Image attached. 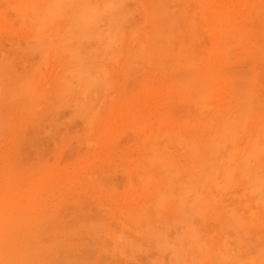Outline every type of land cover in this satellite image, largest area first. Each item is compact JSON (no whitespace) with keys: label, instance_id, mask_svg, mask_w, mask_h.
Instances as JSON below:
<instances>
[{"label":"rangeland","instance_id":"374dc122","mask_svg":"<svg viewBox=\"0 0 264 264\" xmlns=\"http://www.w3.org/2000/svg\"><path fill=\"white\" fill-rule=\"evenodd\" d=\"M9 1H11L12 3L11 2L9 3ZM30 1L29 0H6L5 2L4 0H0V69H1L0 73L2 74V76H0V78H2L0 79V82L3 79L5 80L4 83L2 81L0 84L2 83L7 84V85H2V87L5 86L4 92H6L7 90L9 91L8 94L7 92L4 93L1 90L0 92L4 98L7 96L5 100L10 98V100H8L9 103L8 101L5 102L1 94L0 96L3 98L5 102L4 104L7 105V106L6 105L4 106L5 109L3 110V112L7 111L5 112L6 114L4 115V116H7L5 118H9L10 117L9 115H11V117L9 118L10 121L8 119L9 123L7 122L8 124H10V126L8 125L7 127L6 125V127L4 128L2 127L3 126L2 125L1 130H0L1 131L0 132V181L2 182L5 180L4 182H2L3 184L0 182V185H1L0 194L5 195L6 192L7 194H13V193L23 194L27 191L29 192V190L31 192L33 191V193H35L38 196V199L35 201L34 206L37 207V210L40 209L39 214L40 212L41 214L40 215L37 214L38 218H36V216H34L33 218H30L29 215L21 216L19 221L23 222L24 224H28L30 221L32 223L37 221V224L39 225V222L40 223L44 222L43 216L46 217L47 215L46 213L48 212L49 215L48 217H46V219L48 218L49 220L45 219L46 222L44 223L47 224L48 226V221H50V225H57L56 227L54 226V228H59L60 230L52 229L53 227L49 225L50 228L52 227L51 232L45 233L46 231H49V230L48 228L46 229L47 226L44 223H43L44 225L43 226L41 225L40 228L39 226L34 229L29 228L30 230H28L24 234V237H27L28 235V238L30 239L33 238V240L35 241H37L36 239H38L37 241L38 244L37 242L34 241L35 243L33 242V245H36V246L31 247L33 249V252L35 251L36 254L34 255L35 252L32 254V252H30L31 248L26 247V242L22 240L23 242L20 246L17 247L18 249L15 248L11 250L14 255L15 263L13 264H16V263L17 264H49L53 261L52 256L53 257L55 256L56 258V260L54 259L53 264H55V261H58L59 259H62V260L59 262H56L57 264H179V260L182 259L181 258L182 255L180 256L181 253L184 255L182 256L183 259L180 261V264H191V262H189L190 259L192 260V263L194 261L193 264H224L222 263V261L224 262L226 259L231 258V257L233 258V259L231 258L232 259L231 261L236 260L235 263L233 261V264H236V262L238 261H241L242 264H244L243 262H245V264H262V263L264 264V258H263V255H264L263 253L264 252V206H263L264 190H262V188H264L263 184L259 185L261 186V189H258V187H255L254 184L252 185V183L250 186V183L248 185V183L243 181V179L240 180L241 178L239 179V175L236 172L235 174L233 173L234 176L236 177L232 175L233 181L235 180L233 182L234 184L232 183L230 184V182H232L231 180L232 177L230 176V178L228 179L229 181L228 183V181H226L227 178H225V176L222 177L223 172L221 173L220 172L221 170L219 169H218L219 170L218 174H216L217 173L216 169H215V172L213 170H211V172L209 171L211 175H208L209 178L206 181L208 183H206L205 180H202L205 178L204 175H206V171H205L206 168H201L199 169L200 172L198 171L201 174V172L204 170L203 175L201 174V176L203 177L202 179L200 175L196 174L197 169H189V170L194 171V172L190 171L189 173L191 174L196 172L195 173L196 177H194L195 175H192V176L189 175L185 171V173L189 175V177L187 178L185 173L181 169L179 171L176 170L177 171L176 172V171H173L171 168H169V170L167 168L166 169L167 171L165 174L164 172L165 169H163L164 167L162 168L161 167L162 165L161 164L159 165V163L157 166H155V168L153 167L154 165L152 166L151 164H148V163L145 165L142 163L143 160L145 163L150 159V157H153L152 156L153 153L150 150L152 144L157 145V147L160 146L158 148L153 146L152 151L154 148L156 150L160 148L163 150L162 147H165L169 153L165 154L166 153L165 149L163 151L159 150L163 153L165 152L164 155L162 154V156H166V155L168 156L169 154L174 153L177 162L183 161L182 160L183 158L182 159L180 158V157H183L181 156L182 154H180L179 152L180 148H179V151H177L179 147L176 141L177 138H174L176 143L173 140V137L174 136L176 137L175 134H177V136L178 135L179 136L181 135L190 136L191 135L193 136L192 138L196 136L198 137L200 136V139L207 136L205 138L206 140H208V137L210 135L211 136L215 135V133L213 132H215V129H216L215 125H217V123L215 122L217 120L215 121L213 120L212 123L214 122L213 123L214 125H212L210 121L208 122V120L205 119L208 122V123L206 122L207 124L211 123V127H209V125L207 124L205 125L204 118L211 117L209 113H212L211 115L213 117V114L216 115L215 112L216 113L218 112L219 114V112H225V109H227L226 107H228V109L231 107H234L235 102L233 100L234 98L233 95H234L235 90L239 88L240 85H241L240 92H243L244 95L247 94V92L246 94L244 93L247 90L249 91V95L253 93L251 94L252 96L251 98H255V96L259 94V97L256 96L255 98V99H258L259 101V104H258L259 107L257 109L256 108L254 109V106L256 107V104L258 103V101L255 99L254 100L251 99L254 102H253V105L249 106L250 108L246 107L248 105L246 106L244 105L246 107V108L243 107L244 109L249 108V112L251 111L250 109H252L254 113L251 111L252 116L250 115L251 116L250 117L249 112L247 110L248 112L247 116H249L250 118L247 117V119L242 120L243 122L239 121L240 123L242 122V125H244V123L248 121L245 123L246 127L245 125L243 127L241 126L242 127L241 130L238 128L239 127V122H238L237 124L238 127L235 129L234 134L240 137H234V136L232 137V138H235L236 142L234 140L230 142L231 138L229 139V136L225 137L224 135H221V134L220 136L221 138H223L224 136V139L226 140L228 139V142H230L229 144H231L230 146H233L232 143H234L235 146L237 145V148L240 151H241V148L242 149L244 148L242 152L243 151L245 152L243 153L242 158L240 155L242 153H238V155H240L239 158L237 156L238 159H243L241 160V163L242 161L243 162L246 161L247 163H249L248 160L250 158H253L251 159L253 161V164L257 160L258 161L261 160V163L264 162V155H262L263 154L262 152H264V150L262 151V149H264L263 148L264 146H262V144L264 143L263 142L264 141V127H263L264 126V120H263L264 119V8L262 7L264 5V0H261V2L260 0H240L241 2L238 0H162V1L161 0H139V1L130 0V2L128 0H126V2L124 0H117L119 1L120 5L119 3H116L117 1L115 0H111L113 5L110 3L111 2L110 0L109 1L103 0V3L104 1H106L105 5L102 2H100V0H98L97 2L92 1V0H89V1L87 0L89 4H87L86 1L82 0L83 2H86L87 5L84 4L86 8L80 6L83 4V2L81 4V0L79 2L78 0H76L78 3L74 2L75 0L74 1L68 0V2L63 0L64 2H66L65 4L68 3L69 5H71V3L69 2H72L73 8L72 6L70 7L72 9H75V12L73 10L69 11L70 9L69 7V9L66 10L65 14H69V13L71 14V11L73 12V14H71L70 17L68 15L69 18L65 17V15L63 14L62 15L63 20L59 19V17L61 16L62 13H64L62 11L65 10L64 9L65 6L63 5L64 7L62 6V11H60L61 6L60 7L58 6L57 4L58 2L56 0H50L52 2L54 1V3L48 0H37L34 5L37 8L40 5L39 7H41L42 10L44 8L46 9L47 7V11L49 13H50L51 8L53 9L55 8L58 11V12L56 11L57 17L52 16L55 9L50 14L47 11H45V9L43 11L39 10L40 8L38 9L39 10L38 12V10L36 11L37 8L35 9V7H33L34 5H32V7L30 6L32 4ZM32 1L34 2V0ZM45 1H46V4L47 3L49 4L46 5L44 3ZM157 1L158 2L160 1V2L158 3ZM256 1L257 2L259 1L258 2V4L260 5V6L258 5L259 10L252 8L253 3ZM94 2H96L95 5H93ZM99 2L101 3V5L98 8L97 5ZM50 3H52L55 6L51 5ZM107 3H110V4H107ZM127 3L128 5H126ZM68 4L66 5L67 8H68ZM77 4H79L78 6L81 7L80 8L81 11H82V8L83 9L85 8L84 11L86 13L83 12L82 13L84 14L83 16L82 14H79V16L75 15L78 12V10L80 11ZM44 5L46 7H44ZM117 5L120 6L119 9H117L118 8ZM248 5L250 7H247ZM17 6H21L20 10L17 9L18 8ZM57 6H58V9L56 8ZM101 6L103 7L105 6L104 8L109 7L107 9L108 11L106 9L104 11L103 7ZM114 6H116V8ZM13 7L16 9V11L15 9H13ZM91 7H93L94 10L96 8L97 11L92 10L93 8ZM161 7L162 9H160ZM28 8L31 9L30 13L33 15L30 14L29 16L27 14V11L24 10V9H27L29 13ZM100 8L103 9V10L101 9L102 12ZM167 8L169 12H168V15L166 16L167 12L165 9ZM18 10L20 11L19 14L17 12ZM40 11L43 12L41 16H39ZM123 11H125L126 13ZM162 11L163 13L164 12L166 13L162 14ZM254 11H256L257 13ZM90 12H92L93 15ZM97 12L98 14H96ZM104 12L108 14L107 15L108 18L106 16V13ZM108 12H112V13H108ZM119 12H121L120 15L122 16V18L118 14ZM151 12H153L152 14L154 15H152ZM210 12H212L213 14L211 13L212 14L211 15ZM36 13H39V14H36ZM205 13H207L206 14L207 16L205 15ZM17 14L20 16H18ZM43 14L45 16V19L47 18L46 19L47 21L49 20V18L46 17L47 14L55 18V21H53L54 23L51 22L47 26L45 25L44 29L42 30H41L42 27L40 29L38 28L39 29L38 31V29L36 28H37V25L39 24L36 25V22L38 23L40 22L39 20L43 17ZM111 14L113 16H111ZM103 15L106 17V19L105 17H100ZM150 15L151 17H149ZM218 15L220 17L222 16L224 20L226 19L225 20L226 23L230 22L229 25L230 24L232 25L233 30L238 29L237 32L241 31L240 33H242L243 31L246 39L243 38L244 40L241 43L239 42L238 45L230 43V45L227 46L230 42L228 41V38H227L228 36L226 37L223 36L227 40L224 39L223 37H220L221 38L220 39L219 37H217V35L215 36V34H217L215 29H219V26L218 28H216L217 23H214V22H217V21H215L214 20L215 18L213 17H216V16L219 17ZM28 16L32 18L34 17V18L29 19ZM38 16L39 18H37ZM76 16L78 17V19L81 16L80 17L81 21L78 20L81 23H82V20H86V21H83L84 24H81V23L78 24V25H83L82 27L81 26L77 27L74 25L73 27L75 28L72 27L71 23L77 22ZM91 16L92 18H90ZM118 16L120 17L119 19L120 22L118 20L119 18ZM165 17H169V18H165ZM19 18L22 19V22ZM25 18L27 20H30L28 21V23L31 22L32 24L29 23L30 24L29 25L27 22H25L26 20ZM43 18H42V22L44 20ZM98 18L102 21H99ZM115 18L119 22L118 24L117 22L115 24ZM111 19H114V21H112ZM168 19L170 20L168 21ZM105 20L106 21L110 20L111 22L107 21V23H105ZM127 20L130 21V24L128 25H126ZM234 20L237 23L240 22L239 25L234 23ZM51 21H52V18H51ZM122 21L123 23H126L124 24V28H126L124 29L125 32L124 30H122V27H121L122 26L121 24H123ZM191 21L194 25L192 23L191 24L189 23ZM67 22L70 23L71 26H69ZM86 22L88 23L86 24ZM100 22L105 23L104 24L105 27ZM113 22L115 25L113 24ZM163 22L165 24H162ZM194 22L195 23L198 22V23L195 24ZM45 23L47 24V22ZM97 24L99 27L96 26ZM111 24L114 25V29H113V25ZM75 25H77V23ZM130 25H133V26H130ZM160 25L163 28L165 27V29L163 30V28H160ZM168 25L172 27L171 30ZM68 26L70 27L71 30L68 28ZM191 26L192 28H190ZM236 26H239V27H236ZM65 27L70 30V32L67 33V38H66V43L68 42L67 46L69 45L68 47H70L71 45L72 46L76 45V47L78 46L80 47V44H82L81 48L76 49V47H73L74 49H72V47L70 48L67 47L68 48L67 49L65 48L66 46H64V49H62L59 46V45H62L63 40H64V37H61V36H63L64 34L66 35L67 29ZM71 27L73 28V31L75 29L77 33H78V28L81 29L79 31L80 33H78L80 35L78 36L76 32H72ZM89 27L90 28L92 27V30L89 29ZM133 27L137 29L135 30L133 29ZM82 28L84 30L86 29L88 33L86 30L84 32ZM110 28L114 31V34L117 33L116 36L118 38H120L122 34L123 36L125 35L124 37L123 36L121 37L120 41H118V45H116L117 44L116 39L118 40V38L114 40V37H113L112 39V36H115V35H113V31H110L111 30ZM240 28H243V30ZM105 29L106 30L109 29V30H107L106 32L104 31ZM99 31H103V33L101 34L103 35L101 40H100L101 35ZM117 31L119 32V34ZM128 31L130 33L131 31L132 32L134 31L135 33H132L130 36L129 35L130 33ZM58 32L60 36L57 35ZM81 32L85 33L86 35ZM147 32L149 35L147 34ZM69 33H75L76 38L73 34L72 39L70 38L68 39V37H71L70 35H72V34L69 35ZM156 34L158 35L161 34L165 36L160 35L159 37L158 35L156 36ZM193 34L194 35L197 34V36L195 35L196 38H194ZM46 35H48V37L50 36V38L52 37L53 40L56 39L54 37H58L59 41H61L62 39L61 41L62 43L61 42L59 43L57 39L56 41L54 40L55 42H53V40H50L52 42L51 44L54 43V45H52L49 48L47 44V42L49 41L46 40L47 49L45 51L44 45L46 44H44L45 43L44 40L47 38ZM81 35H82V38H81ZM90 35H93V36L91 37ZM136 35L138 36L137 39H136ZM37 36L38 37L40 36L39 39L42 38L43 36L45 38L46 36L45 39L43 38L44 40L42 39L43 47H41V43L39 45L41 48L44 49L45 52L51 51L49 54H47V57H48V58L46 57L47 60L43 59L46 55L43 56L42 52L38 54L39 52H37V50L36 51L32 50L34 49L33 47L38 46V42L35 41V39L39 40ZM96 36L100 38L98 39ZM77 37H80V38L78 39ZM128 37H130V39H128ZM154 37L156 38L158 37V38L155 39ZM89 38H91V40ZM93 38H95L96 40L94 39L93 41ZM106 38L112 39L109 41L110 45L111 44L113 46L116 45L115 48H113L112 45L110 46L112 47L111 49H114L113 51L110 49L111 52L113 53L115 51V53H113L114 55H111V52L108 51L110 48L109 43L107 45L108 40L107 42L106 40H103ZM80 39L82 40L85 39L84 42H87V43L82 42L79 44V42H81L79 41ZM252 39H254V41ZM69 40H70V43H69ZM122 40L124 41L121 42ZM150 40H152L151 41L152 43L150 42ZM77 41H78V46L75 43ZM133 41L135 44L133 43ZM165 42L167 43V45ZM96 43L97 45L100 44L99 48L96 45ZM128 43H130V46H128ZM101 44L103 47L102 50H101L102 47H100ZM105 44L107 46L104 47ZM121 44L122 45L124 44V45L121 46ZM144 44L146 48L144 47ZM219 44H222L224 46L226 45L228 48L229 47L231 48L232 51L229 50L231 53L228 54L230 59L227 58L226 55L221 56L218 53L219 54V56H217L218 60L215 58L218 62L216 61L215 63L214 62L212 63L214 65L217 63L215 65L216 68L214 65H213L214 67L212 66V68L214 69V77H211V81H210L213 83V84L211 83L210 85H211V88L213 87L212 89H214L213 90L214 94L212 95L213 97L211 96L212 100H210L211 102L209 104L211 107L209 105H206L205 107L207 111L209 109L211 110L207 112L206 115L204 114L205 117L203 119L201 118V120L199 119L200 120L199 122L197 121L198 125L195 127L197 123L195 121L198 118H196L195 120V118L192 116V112L195 113L196 115L197 112L198 114H200L203 111L197 110L198 108L195 102L193 101L191 102L190 100L189 101L185 100L186 99V97L184 96L185 93L181 89H179L178 86L176 85H175L176 87L174 86L175 81L178 79L179 76L175 75L178 72L175 73L174 75L173 73H170V71H172L173 69L171 68V65H173L174 62L176 63V61L177 63L180 62L182 60L181 58L184 55L185 56L193 55L194 59L197 58L196 61L193 59V61L196 62V63L194 62V65L199 64L200 67L199 65L198 67L195 65V67L200 69L203 67V64L205 63V61H209V59L212 58L211 59V62H212V60L214 59L213 57L214 56L216 57V54H214L215 52L213 53V56L210 54L213 52L211 51L213 48L215 49L220 46ZM166 46H167V49H166ZM53 47L55 50L53 49ZM55 47L57 49L59 48L58 49L59 51H57ZM95 47L98 49V50L96 49L98 52L100 51L99 52L100 54H98L97 52L99 56H102V55L104 56V54L107 53L105 54L104 58H105V64L107 68L109 67L108 70L110 71L108 75V83L109 81H112V83L111 82L110 83L113 84L112 85L113 89L111 88V86H108L109 84H107V86L110 87V89L106 86V88H108L109 90L105 88V94H106V99L108 103L107 105L110 104L109 103V99H110L112 102L111 103L112 106H107L105 111H102L103 118H101L99 125H97V127H95L93 130L95 132L94 133L95 135H98V133L101 135L102 130L104 134L102 133V137L99 135L100 138L99 136H97L98 138H95V140L92 137L93 135H91V137L93 138V141H96V139L97 141L95 142V144L94 142L93 143L90 142L87 145V143H84L85 142L84 138L88 139L87 136L84 137L85 124L81 118L79 119V117H76V116L74 118L73 115L75 114L73 113L75 112L74 110H72L71 103L68 102L70 97L73 99L74 97L72 96H75L76 93L71 94L72 96L71 95L64 96L63 93H61L62 91L61 85H63L61 83L63 82V79L65 82V79L68 78V76H65L67 75L66 69H69L70 64L72 63L70 62V60L68 61V57L70 55L77 54L80 52L83 53L86 51V48H89V50L87 49L86 52L92 49L91 52L89 53L93 55ZM133 47L135 50H133ZM155 47L156 48L158 47V48L156 49ZM249 47H251L252 50L254 51H252L251 48ZM37 48H39V46ZM255 48H257V50ZM48 49L50 50L48 51ZM60 49H62L61 50L62 52L60 51ZM65 49H67V51L71 49L73 53L71 54L67 52L69 54L68 55L67 53H64ZM143 49L147 50V52H145ZM104 50H105V53L103 52ZM138 50L141 52H139ZM106 51L109 52V55H108V52ZM132 51H134V53H132ZM143 51L145 52V55H143L144 54ZM177 51H179V53L180 51L182 52L180 53V55L182 54V57L179 54H176L178 53ZM191 51H192V54H191ZM257 51L260 52L258 53L259 55L258 57H257ZM55 52L56 54L61 52V54H58L59 56H57ZM119 52H123L122 53L123 55L120 54ZM158 53L161 55L162 59L160 58V55ZM41 54L43 57L40 56ZM118 54H120L119 55L120 57H117ZM133 54L135 55V57L137 54V58H132L134 57ZM249 54H250V57L248 56ZM166 55H168V58ZM106 56H107V59L109 58L111 60V61L109 60V64L107 63L108 61H106ZM145 56L149 58H145ZM209 56L211 58H209ZM114 57L115 59H119V58L120 59L117 61L113 59ZM220 57L223 59L221 60ZM131 58L133 60L135 59L136 61L134 60L133 62L132 60L131 62ZM155 58L157 60H155ZM65 59L67 62L65 61ZM215 59L213 61H215ZM183 61L185 60L183 59ZM224 61L226 63L225 66L223 64ZM256 61L257 63H255ZM144 63L145 64L148 63V64L145 65ZM161 63L163 64V66L161 65V67H158V65H160ZM219 63H220V66H218ZM141 66L142 68H140ZM223 67L225 69H223ZM181 71L182 70H180L179 72H180V75L182 76L184 72L181 73ZM215 71H216V74H215ZM109 77H110V80H109ZM175 77L177 78L175 79ZM29 81L30 82L32 81L33 83H35V86L33 83H30ZM23 82L28 83L27 85L29 86L27 89H29L30 93L24 90L25 87L23 88L19 87L21 85L19 83H23ZM239 82L241 83L239 84ZM26 83H25V86H26ZM245 83H247L248 85L252 84L251 88L246 87ZM15 84H19V85L17 86ZM12 87L15 89H13ZM56 87L59 89L61 88L58 94L56 92L57 91ZM8 88H12L13 90L8 89ZM20 88L23 91H21ZM234 88L236 89L234 90ZM252 88L256 90L254 91ZM257 89H259L258 90L259 93ZM14 90H17V91L20 90L19 92L21 93H25L26 91L28 95L25 97L20 96L21 98L20 99V98H17L19 96L17 93V97H16L17 99L11 98L10 94H12L13 96V94L15 93ZM177 90H179V92ZM12 91L14 92L12 93ZM3 93L6 95H4ZM26 93L24 95H26ZM35 93H39V94H36V97H38V95L40 94L41 95L38 98H36L32 96ZM29 94H31V96ZM249 95L247 94V96ZM15 96H16V93L14 94L13 97ZM76 96L78 97V95ZM58 97H63V102H61L62 98L61 99L59 98V100H57ZM66 97H69V98H66ZM94 97L95 96H92V98ZM64 100H66L67 102ZM256 101L257 103L255 104ZM232 102L233 104H231ZM59 103H61L62 105H66V106L59 105ZM69 106H71V110L69 109L70 108ZM208 106L209 108H207ZM216 106L219 108V110L217 109ZM108 107H110V110H107L109 109ZM255 110L256 111L260 110V111L256 112ZM190 115L192 117L189 118L188 122H186L188 116ZM195 117H199V115ZM212 117L209 119L212 120ZM191 119L193 122L190 121ZM192 123L193 124L195 123V125H193ZM184 124H185L186 129L185 128L183 129ZM203 124L205 126H203ZM261 126L263 127V131H260V129L256 130L258 129V127L262 129ZM9 127H11V129ZM105 128H106L107 133L105 132ZM206 128H207V131H205ZM213 128L215 129L213 130ZM244 128L246 131L243 130ZM171 130L172 132H170ZM242 130L244 131V133ZM178 131H182V132H178ZM240 131H242V134L239 133ZM256 131L263 132V133L255 134ZM165 132L167 135L169 134L168 135L169 137L166 138V136H164L166 135ZM179 133H181V135ZM251 133L253 134L251 135ZM170 134L174 136L171 137ZM248 134L250 135V137L252 136L251 137L252 141ZM259 134L263 138L259 137L258 136ZM170 137L172 138V140L169 139ZM257 137L263 140L261 141ZM212 138H215V137L213 136ZM247 138L250 140V141L248 140L249 142H247ZM167 139L169 141H172L173 143L169 142ZM224 139H222V141L225 142V145L229 146L228 144H226L227 142ZM89 140L91 141L92 139L90 138ZM256 140L259 141L260 143L262 142L261 144L257 146L258 149L257 147L255 148V146H253L254 144L256 145L259 143V142L257 143ZM246 142L248 144L252 142V145L250 144L247 146ZM175 145L178 147L176 148ZM230 146H229V149L235 148V147L230 148ZM251 146L255 148L254 150L256 152L255 155H254V151L253 150L251 151L249 149V147L253 148ZM259 146H262V147H259ZM238 149L236 151H238ZM225 150L224 151L222 150L223 153L225 152L227 153V151ZM231 152H233V150L230 151V153ZM249 152L252 153L254 157L251 156L252 154H249ZM260 152H261L260 154L261 156L257 157L258 153ZM148 153L151 155L149 156ZM178 153L180 154V156ZM234 153L235 151L233 152V154ZM246 153H247V156L248 155L250 156V158L244 155ZM233 154H231L232 157L228 155L229 158H231L230 162L236 159V158L234 159L233 157L237 154H234V155ZM146 156L149 159L146 158ZM170 156L173 157V154H171ZM219 156L221 157L222 155L218 154L217 157ZM177 158L178 159L180 158V159L178 160ZM145 159L146 160L148 159V160L145 161ZM223 160L226 162L224 158ZM251 160L249 161L251 162ZM239 161L240 160H238L235 163H232L233 165L231 163L229 164L228 162L227 165L234 166L235 164L237 165ZM258 161L256 163L259 164L260 162ZM256 163L254 165H256L255 167H257V170H256V172H258L257 175L260 178V180L263 181L264 172H262V169L264 168V166L262 165L263 167H261L260 165H257ZM219 168H223V167H219ZM162 171L164 172L166 176H162L163 175ZM212 171L215 173L214 174L215 176L216 175L218 176V177L216 176L217 179L214 178ZM178 173H180V175ZM168 174L170 175L167 176ZM182 175H185V178ZM179 176H181L183 180H185V182L193 177L195 179L194 178H193L194 180L191 179L192 181L189 180L188 181L189 183L187 184L183 181V183L186 184L184 185L183 183L179 181V179H181L182 181V178L181 177L179 178ZM149 177L151 178V180ZM198 177L201 180H199ZM142 178H145V179H142ZM213 178L216 181L219 179L217 182V184L219 183V185L217 187H220V185L225 183L224 187H220L219 189L215 188L216 187V185H214L216 183L215 180H214L215 183L211 182ZM221 178H222V181H221ZM223 178H225V180ZM160 179L162 180V183H160L161 182ZM197 180L200 181L201 183L200 182L198 183ZM166 181H168L169 183ZM171 182H173L176 186ZM191 182L193 183L195 182V183L193 184ZM209 182H211L213 186H209L210 184ZM226 182L228 185H230V187H227L228 185L226 184ZM10 183L13 185V189L6 190V186L10 185ZM198 184H203V185L208 184V185H206V187L202 186L203 187L202 191L199 192L201 190L200 189L201 186ZM246 185H248V187ZM191 187L193 188L195 187L196 190L197 188L200 189L199 191H197L199 192L200 195L205 194V193L207 195H210V192H212L213 190L212 194L213 195L215 194L214 195L215 201L213 200L214 197H212L213 196L212 194L210 198L212 197L211 199L214 202H212L210 198H209L210 201L207 200V198L205 199V197H203L204 195L200 197L202 198L200 199L196 190L194 189L195 191L194 190L192 191ZM207 187L208 188L212 187V190L210 188L209 193H208L209 189ZM251 187L253 188L252 190L254 191H251ZM166 188L167 190H170L171 188V191H173L174 194H179L180 192V195H179L180 197L186 191V189L184 191V188H187V191H191L192 192L191 195L195 194V196L196 195L198 196V200L196 199L197 196L196 197L194 195H192L193 197L191 195L186 196L187 197L186 199H188L189 196L192 197V198L190 197L191 199L189 198V201L187 202L190 206L194 204L191 208V210H193L191 211V213L192 215L193 213L196 214L195 216L193 215V217L189 219L190 221L189 226H187L188 223L186 224V221L183 217L189 218L191 216V213L190 215L187 214L188 216L186 214L183 215V211L180 210L181 211L180 214L183 215L182 217V215H179V213L176 212V209L177 211H179L178 208L179 206H181L179 197H177L178 198L177 200L173 199L175 200L174 203L172 202L173 200L171 201L168 200L167 202L162 203L163 205L161 204V201L159 199L163 200V197L162 196L159 197V196L160 194L163 193L162 191H164V193L167 191ZM182 188H183V191H181ZM188 188H191V189H188ZM204 188L207 190H205ZM261 190H262V193L260 192ZM196 200L197 202H195ZM177 201L179 202L178 207L176 206ZM204 204L207 207H205ZM209 204L211 205L209 206ZM199 207H201L202 209L200 208L201 209L200 210ZM202 210L203 212L205 210V212L203 213ZM226 210L228 212H226ZM222 211H224L223 213H225V215L221 213ZM146 213L147 215H144ZM197 213L200 215H197ZM53 214H56V215H53ZM51 216H54L56 220L54 219V217L51 218ZM138 216H140V218ZM39 218L41 221L38 220ZM179 218L183 219V221L180 222L181 219ZM50 219L52 220V222ZM233 221H234V224H233ZM53 222H55L56 224H53ZM236 225L237 227H235ZM241 225L242 226L244 225V226L240 228L239 226ZM44 229L46 230L44 231ZM187 233H190L189 236L191 235L192 245L190 243L191 241L188 239L189 236H186ZM35 235L37 236V238H35L36 237ZM40 236L42 237V239H40L41 238ZM184 236H186L185 238H187L186 240H189V242L188 241L185 242V239L183 238ZM59 237H61L62 240ZM52 238L53 239L56 238L57 240L55 241L53 240L52 245L48 244L49 242L51 243L50 240H52ZM175 238H177L176 240L178 239L179 240L176 241ZM180 238L184 239L183 242ZM158 239L159 241H157ZM47 240H49V242ZM197 240H200V242L203 243V245H201V243H199L200 245L197 244L196 242ZM45 241H47L46 245L48 244V246L51 245V247H53V244H54V247H56V245L59 243L57 246L61 245L62 248L60 249L59 247L55 249L54 247L51 248L47 246V248L43 247V249H41L42 246H45ZM174 241L179 246L177 244H174L173 243ZM39 242H44V244L43 243L40 244ZM195 242H196V245H195ZM183 243L184 244L187 243L185 245H188V246L184 245L182 246V249H185V247H187L186 250L188 249L187 251L189 253L194 254V255L193 254L191 255L192 258L190 257L189 253H187L186 250L184 252V250L181 249L180 245H183ZM172 244L173 246H171ZM37 245H40V246H37ZM198 246L200 248L199 250L201 251L197 249ZM33 247H35V249ZM66 247L68 248L66 249ZM164 247L169 248V249L167 250ZM192 249L193 251L190 252ZM170 250L171 251L173 250V251L171 252ZM175 250L177 253H179L178 255L177 253H175ZM173 252L175 255H173ZM225 252L227 253L225 254ZM30 255L32 257H35V260L33 258L32 260L30 258ZM57 255H59L60 258ZM224 255L226 256L231 255V256H229L226 259L225 258L221 259L222 257H225ZM260 257H262L263 259H261ZM36 258H38V260ZM45 258L46 260H44ZM29 259H30V262H29ZM50 259L51 261H49ZM176 259L178 262H176ZM39 260L40 261L43 260V262L41 261L40 263ZM229 260L230 259L225 261L226 264L230 263L228 262ZM47 261L49 262L47 263Z\"/></svg>","mask_w":264,"mask_h":264},{"label":"bare ground","instance_id":"6f19581e","mask_svg":"<svg viewBox=\"0 0 264 264\" xmlns=\"http://www.w3.org/2000/svg\"><path fill=\"white\" fill-rule=\"evenodd\" d=\"M5 2H6V0H4ZM30 1V0H29ZM37 0H34V2L31 0L30 2L32 3L30 6L32 7V5H34L35 4V2H36ZM48 1H50V0H48ZM57 2V4H58V6L60 7L61 6V10L60 11H62V6L64 5L65 6V10H63L62 12H64V13H62L61 14V18L59 17V15H58V17H59V19H62L63 20V14L65 15V17H67V18H69L70 17V15L71 14H73V12L71 11V14L69 13V14H65L66 13V10L67 9H69V7L70 6H72V8H73V3L72 2H69V3H71V5H69L68 3V8H67V4H65L66 2H68V0H65L66 2H64L63 0H56ZM71 1H74V0H71ZM80 0H78V2H79ZM84 1H86L87 2V4H89L88 3V1L87 0H84ZM92 1H98V0H92ZM107 1V0H106ZM106 1H104V3H103V0H100V2H102L104 5H105V2ZM109 1V0H108ZM111 1V0H110ZM115 1H117V0H115ZM125 2H126V0H124ZM129 2H130V0H128ZM135 1V0H134ZM139 1V0H138ZM162 1V0H161ZM238 1H240V0H238ZM11 1H9V3H10ZM50 2H52V1H50ZM62 2H64V3H62ZM74 2H77L76 0L74 1ZM77 2V3H78ZM82 0H81V4H82ZM86 2H83V6L82 5H80L81 7H85L86 8V6L84 5V4H86ZM96 2H94L93 3V5H95L96 4ZM99 2V3H100ZM120 2H122V1H120ZM128 2V3H129ZM158 2V1H157ZM160 2V1H159ZM158 2V3H159ZM165 2V1H164ZM241 2V1H240ZM244 2V1H243ZM247 2V1H246ZM259 2V1H258ZM258 2L256 1V2H251V3H253V9H257V10H259L258 9V7L260 6L259 4H258ZM260 2H261V0H260ZM7 3H8V1H7ZM12 3V2H11ZM17 3V2H16ZM20 3V2H19ZM23 3V2H22ZM45 4H46V1L44 2ZM52 3H54V1L52 2ZM52 3H50L51 5H53ZM98 3V8H99V6L101 5V3L99 4ZM111 4H112V1L110 2ZM110 3H107V4H110ZM116 3H119V1H117ZM116 3H114V4H116ZM128 3L126 4V5H128ZM163 3V2H162ZM239 3V2H238ZM47 4H49V3H47ZM46 4V5H47ZM75 4V3H74ZM86 4V5H87ZM92 4V3H91ZM237 4V3H236ZM15 5H17V4H15ZM79 4H77V6H78ZM113 5V4H112ZM119 5H120V3H119ZM164 5V4H163ZM238 5H240V4H238ZM245 5V4H244ZM259 5V6H258ZM22 6V5H21ZM21 6H17L18 8L17 9H19L20 10V7ZM26 6H27V4H26ZM40 6V5H39ZM38 6V8L34 5L33 7H35V9H36V11L39 9V10H42V8L41 7H39ZM42 6V5H41ZM53 6H55V5H53ZM58 6L56 7L57 9H58ZM63 6V7H64ZM80 6H78L79 7V9L81 8ZM118 6V5H117ZM122 6H123V4H122ZM121 6V7H122ZM207 6V5H206ZM15 7V6H14ZM13 7V9H15ZM43 7V6H42ZM44 7H46L45 5H44ZM101 7H103V6H101ZM105 7V6H104ZM103 7V9H104V11H105V9L107 10L109 7H107V8H104ZM115 8H116V6H114ZM155 7H157V6H155ZM209 7V6H208ZM247 7H250L249 5L247 6ZM257 7V8H256ZM263 8H264V5L262 6ZM261 7V8H262ZM49 8V7H48ZM71 7H70V9H69V11L70 10H73L74 12H75V9H72ZM84 8V9H85ZM89 8V7H88ZM91 8H93V7H91ZM114 8V9H115ZM120 8V6H118V8L117 9H119ZM128 8V7H127ZM217 8V7H216ZM29 9V13H28V10L27 9H24L25 11H27V14L30 16V8H28ZM34 9V8H33ZM45 9V8H44ZM43 9V10H44ZM53 8H51V10H50V13H52V11H54V9L52 10ZM84 9L82 8V11H81V9H80V11H81V13H80V11L78 10V12L75 14V15H78L79 16V14H82L83 12H85L84 11ZM102 8H100V10H101ZM102 9V10H103ZM122 9V8H121ZM120 9V10H121ZM160 9H162V7L160 8ZM164 9V8H163ZM243 9V8H242ZM17 11L18 12V14L20 13V11ZM39 10H38V12H39ZM42 10V11H43ZM49 10V9H48ZM77 10V9H76ZM92 10H94V8L92 9ZM95 10H96V8H95ZM94 10V11H95ZM99 10V9H98ZM99 10V11H100ZM102 10H101V12H102ZM111 10V9H110ZM116 10V9H115ZM126 10V9H125ZM128 10V9H127ZM157 10H159V9H157ZM166 10V12H167V14H166V16L168 15V12H169V10H168V8L167 9H165ZM168 10V11H167ZM256 10V11H257ZM15 11H16V9H15ZM45 11H47V7H46V9H45ZM56 9H55V11H54V13H53V17L55 16V17H57L56 15H57V13H56ZM93 11V12H94ZM97 11V10H96ZM108 11V10H107ZM106 11V12H107ZM155 11H156V9H155ZM207 11V10H206ZM247 11V10H246ZM256 11H254V12H256ZM262 11V10H261ZM260 11V12H261ZM23 12V11H22ZM35 12V11H34ZM48 12V11H47ZM58 12V11H57ZM106 12H104V13H106ZM115 12V11H114ZM122 12V11H121ZM121 12H119L118 14L120 15L121 14ZM123 12H125V11H123ZM130 12V11H129ZM166 12H164L163 13V11H162V14H165ZM209 12V11H208ZM259 12V11H258ZM24 13V12H23ZM42 13L43 12H41L40 11V14L39 13H36V14H39V16H41L42 15ZM49 13V12H48ZM49 13V14H50ZM86 13V12H85ZM92 15H93V13L92 12H90ZM100 13V12H99ZM108 13H112V12H108ZM126 13V12H125ZM128 13V12H127ZM153 12H151V14H152ZM156 13V12H155ZM212 12H210V14H211ZM252 13V12H251ZM257 13V12H256ZM17 14V15H18ZM27 14H26V16H27ZM60 14V13H59ZM96 14H98V12L96 13ZM123 14V13H122ZM207 13H205V15H206ZM213 14V13H212ZM211 14V15H212ZM258 14H260V13H258ZM23 15V14H22ZM31 15H33V14H31ZM46 15V14H45ZM68 15H69V17H68ZM84 14H82V16H83ZM90 15V14H89ZM95 15V14H94ZM105 15V14H104ZM100 16V17H105V16ZM108 14L106 13V16H107ZM152 15H154V14H152ZM156 15V14H155ZM158 15V14H157ZM209 15V14H208ZM18 16H20V15H18ZM25 16V17H26ZM28 16V17H29ZM39 16L37 17V18H39ZM111 16H113L112 14H111ZM121 16V15H120ZM164 16V15H163ZM207 16V15H206ZM210 16V15H209ZM219 16V15H218ZM254 16V15H253ZM28 17H27V19H28ZM44 17V18H43ZM43 22H42V18L39 20L40 22L38 23V22H36V25L37 24H39V25H37V28L36 29H40L41 27V30L42 29H44V26L46 25H48V24H50L51 22H53V21H55V18H53V17H51L50 15H48L47 14V16L46 17H48L49 18V20L47 21L46 19H45V16H44V14H43ZM64 17V18H65ZM72 17V16H71ZM77 17V16H76ZM81 17V16H80ZM79 17V19H78V17L76 18L77 20V22H72L71 24H72V27H73V25L74 26H83V25H78V24H80L81 22V18ZM97 17V16H96ZM99 17V18H100ZM119 17V16H118ZM149 17H151V15L149 16ZM153 17V16H152ZM21 18V17H20ZM19 18V19H20ZM23 18H24V16H23ZM30 18H32V17H29V19ZM34 18V17H33ZM32 18V19H33ZM51 18H52V21H51ZM88 18V17H87ZM90 18H92V16L90 17ZM98 18V19H99ZM107 18H108V16H107ZM121 18H122V16H121ZM124 18V17H123ZM154 18V17H153ZM152 18V19H153ZM163 18V17H162ZM165 18H169V17H165ZM213 18H215L214 20L215 21H217V22H214V23H217V26H216V28H218V26H219V29H215L216 30V32H217V34H215V36L217 35V37H223V36H228L227 38H228V41H230L229 42V44L227 45V46H229L230 45V43H232V44H236V45H238V43L240 42H242L244 39L243 38H245L246 39V37H245V35H244V32L242 31V33H243V35H242V33H240L241 31H239V32H237L238 31V29H236V30H233V28H232V25L230 26L229 25V23H226V19L224 20V18L221 16H219V17H213ZM223 18V19H222ZM26 19V18H25ZM25 20V22H27L28 23V21H30V20ZM56 19H58V18H56ZM83 19H85V18H83ZM89 19V18H88ZM94 19V18H93ZM98 19H97V21H98ZM105 19H106V17H105ZM110 19V18H109ZM120 19V17L118 18V20ZM125 19V18H124ZM156 19V18H155ZM164 19V18H163ZM205 19H206V17H205ZM21 20V22H22V19H20ZM65 20V19H64ZM78 20H80V21H78ZM95 20V19H94ZM104 20V19H103ZM112 21H114V19H111ZM157 20V19H156ZM170 19H168V21H169ZM32 21V20H31ZM83 21H86V20H82V23L81 24H84V22ZM99 21H102V20H100L99 19ZM108 21V20H107ZM107 21L105 20V23H107ZM110 21V20H109ZM108 21V22H109ZM132 21V20H131ZM160 21V20H159ZM162 21V20H161ZM167 21V22H168ZM204 21V20H203ZM225 21V22H224ZM24 22V23H25ZM34 22V21H33ZM45 22H47V24L45 23ZM49 22V23H48ZM111 22V21H110ZM116 22H117V24L120 22V20H119V22L116 20V18H115V24H116ZM124 22H126V21H124ZM133 22V21H132ZM26 23V24H27ZM29 23H31V22H29ZM28 23V24H29ZM42 23V24H41ZM44 23V24H43ZM54 23V22H53ZM68 23V22H67ZM77 23V25H75ZM88 22H86V24H87ZM98 23V22H97ZM100 23H102L103 25L105 24V23H103V22H100ZM122 23H123V21H122ZM134 23V22H133ZM132 23V24H133ZM169 23V22H168ZM171 23H172V21H171ZM190 24L192 23V21L191 22H189ZM195 23V22H194ZM198 22H196L195 24H197ZM234 23H236V24H238L239 25V23L240 22H236L235 20H234ZM32 24V23H31ZM35 24V23H34ZM40 24H41V26H40ZM69 24V26H71V24L70 23H68ZM67 24V25H68ZM85 24V25H86ZM90 24V23H89ZM113 24H114V22H113ZM113 24H111V25H113ZM114 24V25H115ZM124 24H126V23H123V24H121L122 26V30H124V29H126V28H124ZM128 24H130V21H128L127 20V24L126 25H128ZM135 24V23H134ZM160 24H161V22H160ZM162 24H165L164 22L162 23ZM193 24V23H192ZM242 24V23H241ZM30 25V24H29ZM66 25V24H65ZM84 25V26H85ZM110 25V26H111ZM114 25H113V29H114ZM120 25V24H119ZM126 25H125V27H126ZM170 25V24H169ZM168 25V26H169ZM173 25V24H172ZM194 25V24H193ZM216 25V24H215ZM34 26V25H33ZM51 26V25H50ZM68 26V28L70 29V27ZM94 26V25H93ZM96 26H98V24L96 25ZM130 26H133V25H130ZM164 26V25H163ZM71 27V28H72ZM76 27V28H77ZM99 27V26H98ZM97 27V28H98ZM103 27V26H102ZM104 27H105V25H104ZM103 27V28H104ZM128 27V26H127ZM236 27H239V26H236ZM34 28V27H33ZM47 28V27H46ZM66 28V27H65ZM68 28H66L67 30H66V35L64 34H62L63 36H61V37H64V40H63V43L61 42L62 41V39H61V41H59V39H58V37H54V38H56L58 41H59V43L61 42L62 43V45H63V47H62V45H59L62 49H64V46H66L65 48H67L68 46H67V43H66V38H67V33L68 32H70V30L68 29ZM73 28H75V27H73ZM73 28H72V32H76V30L74 29V31H73ZM102 28V29H103ZM107 28V27H106ZM118 28V27H117ZM120 28V27H119ZM160 28H163L161 25H160ZM169 28H170V30H171V26H169ZM190 28H192V26L190 27ZM39 29H38V31H39ZM83 29V28H82ZM86 29H87V27H86ZM85 29V30H86ZM89 29H91L92 30V27L90 28L89 27ZM88 29V30H89ZM95 29V28H94ZM93 29V30H94ZM111 29V28H110ZM133 29H135L134 27H133ZM137 29V28H136ZM135 29V30H136ZM165 29V27L163 28V30ZM240 29H242L243 30V28H240ZM246 29V28H245ZM65 30V29H64ZM81 29H79L78 28V33H80L79 31H80ZM84 30V29H83ZM85 30H84V32H85ZM98 30V29H97ZM107 30H109V29H107ZM107 30L105 29L104 31H106L107 32ZM121 30V31H122ZM127 30H129V29H127ZM160 30H162V29H160ZM87 31V30H86ZM95 31V30H94ZM110 31H113L112 29L110 30ZM121 31H120V33H121ZM138 31H139V29H138ZM214 31V30H213ZM234 31H236V32H234ZM93 32V31H92ZM96 32V31H95ZM109 32V31H108ZM118 32V31H117ZM124 32H125V30H124ZM127 32V31H126ZM129 32V31H128ZM143 32V31H142ZM165 32V31H164ZM164 32H162V33H164ZM39 33V32H38ZM65 33V32H64ZM77 33V32H76ZM77 33V34H78ZM81 33H83V32H81ZM87 33H88V31H87ZM91 33V32H90ZM94 33V32H93ZM99 33H100V35L103 33V31H99ZM116 33V32H115ZM123 33V32H122ZM130 33V32H129ZM132 33H135L134 31L132 32L131 31V33L129 34L130 36H131V34ZM161 33V34H162ZM168 33V32H167ZM253 33V32H252ZM70 34H72V35H70ZM73 34H74V36H75V38H76V34L75 33H69V35L71 36V37H68V39L70 38V39H72V37H73ZM83 34H85V33H83ZM109 34V33H108ZM111 34H112V32H111ZM118 34H119V32H118ZM137 34H138V32H137ZM147 34H148V32H147ZM146 34V35H147ZM152 34V33H151ZM160 34V35H161ZM34 35H36V34H34ZM43 35V34H42ZM41 35V36H42ZM57 35H59L60 36V34H59V32H58V34ZM68 35V36H69ZM80 34H78V36H79ZM86 35V34H85ZM89 35V34H88ZM87 35V36H88ZM94 35V34H93ZM93 35H90L91 37L93 36ZM113 35H115V36H112V39H113V37H114V40L116 39V38H118L116 35H117V33L116 34H114V31H113ZM144 35V34H143ZM149 35V34H148ZM147 35V36H148ZM158 34H156V36H157ZM160 35H158L159 37H160ZM169 35V34H168ZM194 35V34H193ZM192 35V36H193ZM196 36H197V34H195ZM194 35V38H196V36ZM46 36H47V38H49V39H47L46 38ZM45 36V38H44V36L42 37V38H40L39 39V37H38V39L40 40H36L35 39V41H37L38 42V46H39V48L41 49V50H43L44 51V49H45V51H46V49H47V44H48V46H49V48L52 46V45H54V43L53 44H51L52 42L50 41V40H53V38L51 39L50 38V36L48 37V35H46ZM52 36V35H51ZM84 36V35H83ZM87 36H85V37H87ZM102 36L103 35H101V38H100V40L102 39ZM106 36V35H105ZM109 36H111V35H109ZM123 36V34L121 35V37ZM125 36V35H124ZM123 36V37H124ZM127 36V35H126ZM145 36V35H144ZM151 36H153V35H151ZM161 36H165V35H161ZM247 36V35H246ZM249 36V35H248ZM84 37V38H85ZM97 37V36H96ZM95 37V38H96ZM121 37L120 38H118V40L116 39V41H117V44L116 45H118V41H120V39H121ZM134 37V36H133ZM132 37V38H133ZM45 40H44V39ZM78 39L80 38V37H77ZM81 38H82V35H81ZM95 38H93V41H94V39ZM98 38V37H97ZM96 38V39H97ZM98 38V39H99ZM135 38V37H134ZM138 38V36L136 35V39ZM146 38H148V37H146ZM145 38V39H146ZM155 39H157L156 37H154ZM170 38V37H169ZM224 38V37H223ZM252 38V37H251ZM45 41V43L44 44H46V40H48L49 42H47V44L46 45H44L45 47H44V49L43 48H41V47H43L42 46V43H43V40ZM56 39H54L55 41H56ZM68 39H67V41H68ZM90 40H91V38H89ZM95 39V40H96ZM112 39H103V40H106V42H107V40H108V42H107V45H108V43H109V41L110 40H112ZM122 39H124V38H122ZM128 39H130V37H128ZM192 39V38H191ZM221 39V38H220ZM224 39H226V38H224ZM247 39H248V37H247ZM53 40V42H55ZM84 40L85 39H80L79 41H81V42H79V44L80 43H82V42H84ZM86 40H87V38H86ZM89 40V41H90ZM227 40V39H226ZM253 41H254V39H252ZM34 41V40H33ZM34 41V42H35ZM42 41V42H41ZM75 41V40H74ZM73 41V42H74ZM88 41V42H89ZM124 40H122L121 42H123ZM131 41V40H130ZM142 41V40H141ZM152 40H150V42H151ZM155 41V40H154ZM72 42V41H71ZM92 42V41H91ZM100 42V41H99ZM105 42V41H104ZM115 42V41H114ZM129 42V41H128ZM143 42V41H142ZM157 42V41H156ZM245 42V41H244ZM41 43V47H40V44ZM58 43V42H57ZM56 43V44H57ZM69 43H70V40H69ZM76 44H77V46H78V41L77 42H75ZM84 43H87V42H84ZM101 43V42H100ZM112 43V42H111ZM120 43V42H119ZM133 43H134V41H133ZM144 43V42H143ZM142 43V44H143ZM152 43V42H151ZM158 43V42H157ZM166 43V42H165ZM215 43V42H214ZM226 43H228V42H226ZM33 44H35V43H33ZM72 44V43H71ZM94 44V43H93ZM126 44V43H125ZM135 44V43H134ZM217 44V43H216ZM249 44V43H248ZM260 44V43H259ZM73 45H75V44H73ZM88 45V44H87ZM90 45V44H89ZM96 45H97V43H96ZM100 45V44H99ZM99 45H97L98 46V48H99ZM106 44L104 45V47L105 46H107ZM112 45V44H111ZM110 45V43H109V47L111 46ZM115 45V46H116ZM124 45V44H123ZM122 44H121V46H123ZM151 45V44H150ZM156 45V44H155ZM158 45V44H157ZM166 45H167V43H166ZM222 46V47H220V46ZM218 46L219 47H217V48H213L211 51H213L210 55H212L213 56V53L214 54H216V57L214 56L213 58L215 59H217L218 60V58H217V56H219V54L222 56V55H226L227 56V58H229V56H228V54H230L231 52L230 51H232L231 50V48L229 47H227L226 45L224 46V45H222V44H219ZM235 45V46H236ZM256 45H258V44H256ZM37 46V47H38ZM57 46V45H56ZM81 46H82V44H80V47L78 46V47H76V45L75 46H70V47H72V49H74L73 47H76V49L78 48H81ZM86 46V45H85ZM113 46V45H112ZM115 46H113V48H115ZM128 46H130V43H128ZM224 46V47H223ZM253 46V45H252ZM255 46V45H254ZM36 46L35 47H33L34 49H32L33 51L35 50H37V52H39L38 54H40V52H42L43 53V56L44 55H46L43 59L44 60H47L46 59V57H47V54H49L51 51H49L50 49H48V51L49 52H43V51H41L39 48H37ZM58 47V46H57ZM70 47H68V48H70ZM93 47V46H92ZM100 47H102V44H101V46ZM144 47H145V44H144ZM56 48V47H55ZM67 48V49H68ZM84 48V47H83ZM112 47H110L109 48V50L108 51H110L111 52V50L113 51L114 49H111ZM146 48V47H145ZM151 48H152V46H151ZM156 48V47H155ZM158 48V47H157ZM156 48V49H157ZM247 48V47H246ZM245 48V49H246ZM249 48H251V47H249ZM259 48V47H258ZM53 49H54V47H53ZM57 49V48H56ZM59 49V48H58ZM57 49V51H59ZM62 49H60V51L62 50ZM67 49H65L64 51V53H73L72 52V50L70 51V50H68L67 51ZM87 49L89 50V48H86V51H87ZM97 48L95 47V50H94V52H96V53H94L93 52V55L92 54H90L89 52H91V50L92 49H90V51H88V52H83V53H77V54H73V55H70L69 57H68V61L70 60V62H72L71 64H70V68L69 69H66L67 70V75H65V76H68V78H66L65 79V82H64V79H63V82L61 83V84H63V85H61L62 87V91H61V93H63V95L65 96H70L71 94H75L76 93V95H78V97L75 95V96H72V97H74L73 99L70 97V99H69V101L68 102H70L71 103V106H72V110H74V112L75 113H73V114H75V115H73L74 116V118H75V116L76 117H79V119L81 118L82 119V121L84 122V124H85V134H84V137H86L87 136V138L88 139H86V138H84V140H85V142L84 143H87V145H88V143H90V142H94V144H95V142L97 141V139H96V141H93V138H94V140H95V138H98L97 136H99L100 134L98 133V135H95L94 133V128L95 127H97V125H99V123H100V121H101V118H103V115H102V111H105V109H106V107L107 106H112V102H111V100L109 99V103L111 104H109V105H107L108 103H107V99H106V94H105V88H106V86H107V84H109L108 86H111V88H112V85L113 84H111L112 83V81H109V83H108V75H109V70H108V68H107V66H106V64H105V58H104V56H105V54H107V53H105V50L103 51L104 53V56L102 55V56H99L98 54H100L97 50H96ZM103 49V47L101 48V50ZM111 49V50H110ZM119 49V48H118ZM120 49H121V47H120ZM166 49H167V46H166ZM171 49V48H170ZM244 49V48H243ZM256 50H257V48H255ZM40 50V51H39ZM55 50V49H54ZM126 50H127V48H126ZM130 50V49H129ZM128 50V51H129ZM133 50H135L134 49V47H133ZM140 50V49H139ZM138 50V51H139ZM145 52H147V50H145V49H143ZM160 50V49H159ZM173 50V49H172ZM194 50V49H193ZM230 50V51H229ZM239 50V49H238ZM251 50H252V48H251ZM250 50V51H251ZM260 50V49H259ZM56 51V52H57ZM70 51V52H69ZM74 51V50H73ZM80 51H81V49H80ZM108 51H106V52H108ZM131 51V50H130ZM137 51V52H138ZM143 51V52H144ZM151 51H152V49H151ZM167 51V50H166ZM171 51V50H170ZM241 51V50H240ZM252 51H254V50H252ZM251 51V52H252ZM56 52H55V54H56ZM62 52V51H61ZM61 52L60 53H58V54H61ZM75 52V51H74ZM97 52H98V54H97ZM118 52V51H117ZM125 52H127V51H125ZM137 52H135V53H137ZM139 52H141V51H139ZM145 52H144V54L143 55H145ZM169 52V51H168ZM178 53H176V54H179L180 55V53H182L181 51H180V53H179V51H177ZM44 53H46V54H44ZM67 53V54H68ZM101 53H102V51H101ZM113 53H115V51L113 52ZM112 52H111V55H114ZM120 54H122L123 52H119ZM132 53H134V51H132ZM162 53V52H161ZM175 53V52H174ZM219 53V54H218ZM227 53V54H226ZM253 53V52H252ZM258 53H260V52H258L257 51V57L259 56L258 55ZM58 54H56L57 56H59ZM120 54H118V56L117 57H120L119 55ZM130 54V53H129ZM146 54H148V53H146ZM153 54H154V52H153ZM159 54V53H158ZM166 54H167V52H166ZM191 54H192V51H191ZM195 54H196V52H195ZM235 54V53H234ZM233 54V55H234ZM240 54V53H239ZM263 54V53H262ZM54 55V54H53ZM69 55V54H68ZM108 55H109V52H108ZM107 55V56H108ZM110 55V56H111ZM123 55V54H122ZM160 55V54H159ZM171 55V54H170ZM232 55V54H231ZM246 55V54H245ZM244 55V56H245ZM256 55V54H255ZM254 55V56H255ZM41 57H43L42 56V54L40 55ZM56 56V57H57ZM107 56H106V61H108L107 63L109 64V58L107 59ZM128 56H130V55H128ZM133 56L134 57H132V58H137V54H136V57H135V55L133 54ZM139 56H140V54H139ZM151 56V55H150ZM153 56V55H152ZM167 56V58H168V55H166ZM181 57H182V54L180 55ZM206 56V55H205ZM249 57H250V54L248 55ZM248 56H247V58H248ZM253 56V55H252ZM55 57V56H54ZM109 57V56H108ZM113 57V56H112ZM112 57H110V58H112ZM116 57V56H115ZM115 57L113 58L114 60H119V59H115ZM122 57V56H121ZM126 57H127V55H126ZM142 57V56H141ZM179 57V56H178ZM193 57V55H188V56H183L180 60L181 61H183V59L185 60V61H183V62H181L180 60V62H181V64H180V62H178L177 63V61H176V63L174 64L173 63V65H171V68H173L172 69V71H170V73H173V75L175 74V73H177V74H175V75H177V76H179L178 77V79L175 81V84H174V86L176 85V86H178V88L179 89H181L185 94H184V96L186 97V99L185 100H187V101H193V102H195V104H197V110L199 111V110H202L203 112V115L205 114L206 115V113L207 112H209L211 109H209L208 111H207V109L205 108L206 107V105H209L210 104V100H212L211 99V96L214 94L213 93V90L214 89H212L211 88V83L212 82H210L211 81V77H214V69L212 68V66L214 65V64H212L213 62L215 63L217 60L215 59V61H213L212 60V62H211V57L209 56V58H211V59H209V61H205V63L203 64V67L202 68H196L195 67V65L198 67V65L199 64H195L194 65V62L197 60V58H195L194 59V57ZM246 57V56H245ZM48 58V57H47ZM58 58V57H57ZM131 58V62H132V59ZM145 58H149V57H146L145 56ZM153 58V57H152ZM157 58V57H156ZM155 58V60H157ZM159 58V57H158ZM160 58H161V55H160ZM221 58V57H220ZM239 58V57H238ZM242 58V57H241ZM246 58V59H247ZM255 58V57H254ZM61 59V58H60ZM162 59V58H161ZM160 59V60H161ZM193 59L195 60V61H193ZM201 59V58H200ZM223 58H221V60H222ZM230 59V58H229ZM250 59V58H249ZM256 59V58H255ZM260 59H261V57H260ZM135 60V59H134ZM134 60H133V62H134ZM164 60V59H163ZM162 60V61H163ZM240 60V59H239ZM245 60V59H244ZM252 60H253V58H252ZM65 61H66V59H65ZM111 61V60H110ZM136 61V60H135ZM141 61V60H140ZM150 61V60H149ZM220 61V60H219ZM63 62V61H62ZM67 62V61H66ZM69 62V63H70ZM113 62V61H112ZM111 62V63H112ZM138 62H139V60H138ZM137 62V63H138ZM151 62V61H150ZM165 62V61H164ZM218 62V61H217ZM252 62V61H251ZM130 63V62H129ZM142 63V62H141ZM163 63V62H162ZM160 64V65H158V67H161V65L163 66V64ZM196 63V62H195ZM255 63H257V61L255 62ZM65 64V63H64ZM117 64V63H116ZM135 64V63H134ZM140 64V63H139ZM145 64V63H144ZM148 64V63H147ZM147 64H145V65H147ZM217 64V63H216ZM215 64V65H216ZM224 66H225V61H224ZM229 64V63H228ZM114 65V64H113ZM137 65V64H136ZM155 65V64H154ZM201 65H202V63H201ZM214 65V66H215ZM222 65V64H221ZM230 65V64H229ZM135 66V65H134ZM173 66V67H172ZM213 66V67H214ZM218 66H220V63H219V65ZM68 67H69V65H68ZM67 67V68H68ZM130 67V66H129ZM145 67V66H144ZM199 67H200V65H199ZM131 68V67H130ZM133 68V67H132ZM140 68H142V66L140 67ZM215 68H216V66H215ZM128 69V68H127ZM213 69V70H212ZM223 69H225L224 67H223ZM1 70V69H0ZM131 70V69H130ZM133 70V69H132ZM139 70H141V69H139ZM180 70H182L181 71V73H183L184 72V74L181 76L180 75V72L179 71ZM184 70V71H183ZM4 71V70H3ZM223 71V70H222ZM1 72V71H0ZM62 72V71H61ZM132 72V71H131ZM130 72V73H131ZM136 72V71H135ZM140 72V71H139ZM219 72V71H218ZM224 72V71H223ZM3 73V72H2ZM212 73H213V75H212ZM225 73V72H224ZM4 74V73H3ZM66 74V73H65ZM215 74H216V71H215ZM112 75H113V73H112ZM0 76H2V74L0 73ZM3 76H5V75H3ZM65 76H64V78H65ZM112 77V76H111ZM172 78V77H171ZM177 77H175V79H176ZM0 79H2V78H0ZM61 79V80H62ZM174 79V78H173ZM61 80H60V82H61ZM109 80H110V77H109ZM3 81V83H4V79L2 80ZM1 81V82H2ZM33 81V80H32ZM30 82V83H33V82ZM59 81V80H58ZM254 81V80H253ZM0 82V83H1ZM111 82V83H110ZM232 82V81H231ZM250 82H252V81H250ZM255 82V81H254ZM0 84L1 85V87H0V90L2 91V92H4V89H5V86H3L2 87V85H7V84ZM25 83L26 82H23V83H19V84H21L19 87H25V89L24 90H26L27 92H29L30 93V91H29V89H27L28 88V86L29 85H27L28 83H26V86H25ZM29 83V84H30ZM65 83V84H64ZM236 83H238V82H236ZM235 83V84H236ZM241 82H239V84H240ZM244 83V82H243ZM248 83V82H247ZM247 83H245V85H246V87H248V88H251V86H252V84H250V85H248ZM257 83V82H256ZM19 84H15V85H19ZM34 84V86H35V83H33ZM111 84V85H110ZM213 84V83H212ZM32 85V84H31ZM59 85V84H58ZM232 85V84H231ZM238 85V84H237ZM248 85V86H247ZM258 85V84H257ZM256 85V86H257ZM60 86V85H59ZM107 86V87H108ZM175 86V87H176ZM253 86H254V84H253ZM9 87V86H8ZM236 87V86H235ZM240 87H241V85H240ZM240 87L239 88H234V90H235V92H234V95H233V100H234V102H235V106L234 107H231V108H229L228 109V107H226L227 109H225V112H219V114H218V112L216 113L215 112V114L217 115H214L213 114V117H212V113H209V115L212 117V120H210L209 118H211V117H205V115L203 116L202 115V113H200V114H198V112H197V114L195 115V113H193L192 112V116L195 118V120H196V118H198L195 122H199L200 120H201V118L203 119L204 117V123H205V125L210 121L211 123H212V121L214 120H217L215 123H217V125H215L214 127L216 128H213V130L215 129V132H213V133H215V135H210L209 137H208V140H206L205 138L207 137H203L202 139H200V136L198 137V136H196V137H194V138H192L193 136H189V135H181V133H179L181 136H177V134H175L176 135V137L174 136V135H171L170 134V136L172 137V136H174L173 137V140H174V142L176 143V141H177V145H179V147L178 146H176V148L178 147V150L177 151H179V148H180V154H182L181 156H183V157H180L183 161H181V162H177L176 161V158H175V155H174V153H171V154H173V157L172 156H170L171 154H169L168 156L166 155V156H162V154L164 155V153L165 154H168L169 152H168V150L165 148V147H162L163 148V150L165 149V152L163 153V152H161V151H163L161 148L160 149H153V151H152V148H153V146L154 147H156V148H158V147H160V146H158L157 147V145H154V144H152V146H151V152L153 153L152 154V156L153 157H150V159L146 156V158H148L147 160L148 161H150V162H148L146 159H145V161H147V162H145L144 163V160L142 161V163L143 164H151L154 168H155V166H157L158 165V163H159V165L161 164L162 166V168L163 169H165V174H166V169L168 168V170H169V168H171L173 171H179L180 169L181 170H183V172L185 173V171L189 174V175H195V173H193V174H191V173H189L190 171H192V172H194L193 170H189V169H197V175H200V177H201V179L203 178L202 176H201V174L203 175V171L201 172V174L199 173L200 172V170L199 169H201V168H206V169H208V168H210V169H208V170H206L205 169V171H206V175H204V177L206 178H204V179H202V180H205V182L208 180V175H211V170H213L214 172H215V169H216V174H218V172H219V170H221L220 172L222 173L223 172V176L222 177H224L225 176V178H227V180L226 181H228V179L230 178V176L232 177V182H230V184L232 183V184H234L233 182L235 181H233V176H234V174H235V172L236 173H238V175H239V179L240 180H242L243 179V181H245V182H247L248 183V185H249V183H250V186H251V183H252V185L254 184V186L255 187H258V189H261V186H259V185H262L263 184V186H264V179H263V181L262 180H260V178L258 177V172H256V170H257V167H255L256 165H254L253 164V161L251 160V159H253V158H250V156L248 155L247 156V153L246 154H244V155H246L248 158H250L249 160H251V162L248 160V162L249 163H247L246 161L245 162H243L242 161V163H241V160H243V159H238L239 158V156L241 155V158H242V156H243V153L245 152V151H243L242 152V150L244 149H242L241 147V151L237 148V145L235 146V144L234 143H232V145L233 146H230L231 144H229L230 142H232V140H234L235 141V138H232L233 136L234 137H240V136H236V134H234L235 133V129L238 127L237 126V124H238V122L239 121H242V120H244V119H247V117L248 118H250L251 116H252V113H251V111H252V109H250L251 111L249 112V106H251V105H253V102L254 101H252L251 99H255L256 98V96H258L259 97V94L258 95H256V94H254V95H256L255 96V98H251L252 96H251V94H253V93H251L250 95H249V91L247 90V91H245L244 93L246 94V92H247V94L249 95V96H247V94L246 95H244L243 94V92H240ZM245 87V88H246ZM7 88V87H6ZM13 88V87H12ZM12 88H8V89H12ZM31 88V87H30ZM57 88V87H56ZM61 88L59 89V88H57V94H58V92H59V90H61ZM109 89H110V87H108ZM108 88H106V89H108ZM257 88V87H256ZM13 89H15V88H13ZM12 89V90H13ZM21 89V88H20ZM33 89V88H32ZM32 89H30V90H32ZM108 89V90H109ZM113 89V88H112ZM115 89V88H114ZM239 89V90H238ZM247 89V88H246ZM253 89V88H252ZM56 90V89H55ZM176 90V89H175ZM238 90V91H237ZM254 90V89H253ZM256 90V89H255ZM254 90V91H255ZM259 89H257V91H258ZM15 91V93H16V96L15 97H13L14 96V94H13V96H12V94H10V96H11V98H16L17 97V93H18V97L17 98H20V96L22 97H25V96H27L28 95V93H26V91H25V93H26V95H24L25 93H21V92H19V91H17V90H14ZM14 91H12V93L14 92ZM17 91V92H16ZM21 91H23L22 89H21ZM112 91V90H111ZM115 91V90H114ZM113 91V92H114ZM178 92H179V90H177ZM181 91V92H182ZM233 91V90H232ZM242 91V90H241ZM7 92V94H8V90L6 91ZM6 92H4V93H6ZM35 92V91H34ZM38 92V91H37ZM216 92V91H215ZM250 92H252V91H250ZM3 93V94H4ZM20 93H21V95H20ZM106 93H107V91H106ZM217 93V92H216ZM215 93V94H216ZM233 93V92H232ZM254 93H256V92H254ZM258 93H259V91H258ZM0 94H1V92H0ZM36 94H39V93H35V94H33L32 96H34V97H36ZM2 95V94H1ZM4 95H6V94H4ZM30 96H31V94H29ZM41 95V94H40ZM40 95H38V97L40 96ZM54 95H55V93H54ZM60 95H62V94H60ZM109 95V94H108ZM30 96H28V97H30ZM58 96V95H57ZM92 96H95L94 98H92ZM262 96V95H261ZM2 97H3V95H2ZM1 96H0V130H1V126L2 127H6V125H7V127H8V125L10 126V124H8L9 122H8V119L11 117V115H9L8 117L9 118H5V117H7V116H4L6 113L5 112H7V111H4L3 112V110L5 109V105L6 104H4L5 102H7L8 100H10V98L9 99H6L5 100V98H7V96L4 98V100H5V102H4V100H3V98H2ZM38 97H36V98H38ZM213 97V96H212ZM16 98V99H17ZM59 98L61 99L62 98V101L61 102H63V97H58L57 98V100H59ZM66 98H69V97H66ZM110 98H112V97H110ZM184 98V97H183ZM21 99V98H20ZM32 99V98H31ZM65 99V98H64ZM12 100H14V99H12ZM71 100V101H70ZM255 100H257L258 101V99H255ZM59 101V102H60ZM64 101H66V100H64ZM113 101V100H112ZM216 101V100H215ZM257 101L255 102V104L257 103ZM261 101V100H260ZM67 102V101H66ZM8 103H9V101H8ZM7 103V104H8ZM32 103V102H31ZM217 103V102H216ZM261 103V102H260ZM12 104H13V102H12ZM64 104V103H63ZM231 104H233V102L231 103ZM259 101H258V103L256 104V107L254 106V109L256 108H258L259 107ZM57 105H58V103H57ZM59 105H62L61 103H59ZM199 105V106H198ZM246 105H248V106H246V107H249V108H247V109H244V108H246L245 106ZM258 105V106H257ZM261 105V104H260ZM7 106V105H6ZM62 106H66V105H62ZM68 106V105H67ZM71 106H69L70 108V110H71ZM210 106V105H209ZM209 106L207 107V108H209ZM26 107H28V106H26ZM55 107V106H54ZM211 107V106H210ZM217 107V106H216ZM244 107V108H243ZM253 107V106H252ZM263 107V106H262ZM109 109H107V110H110V107H108ZM204 110H203V109ZM7 109V108H6ZM217 109L219 110V108L217 107ZM217 110V111H218ZM247 110H248V112H249V116H247L248 115V112H247ZM204 111H205V113H204ZM214 111V110H213ZM222 111V110H221ZM256 111V110H255ZM260 110H258V111H256V112H259ZM253 112V111H252ZM104 113H106V112H104ZM103 113V114H104ZM251 113V114H250ZM254 113V112H253ZM262 113V112H261ZM194 114V115H193ZM263 114V113H262ZM7 115H8V113H7ZM197 115H199V117H195V116H197ZM191 115L190 116H188V118H187V121L186 122H188L189 121V118H191L192 117ZM201 116V117H200ZM207 116H208V114H207ZM187 117V116H186ZM5 118V119H4ZM214 118H216V119H214ZM200 119V120H199ZM208 120V122L206 121V120ZM7 120V121H6ZM264 120V119H263ZM9 121H10V119H9ZM146 121V120H145ZM184 121H185V119H184ZM183 121V122H184ZM190 121H192V119L190 120ZM203 121V120H202ZM4 122H5V124H4ZM8 122V123H7ZM193 122V121H192ZM198 122L196 123V125H195V123L193 124V125H195V127L198 125ZM207 122V123H206ZM219 122V123H218ZM243 122V121H242ZM242 122L240 123L239 122V129L241 130L242 129V127L245 125V127H246V122H248V121H246L245 123H244V125H242ZM259 122V121H258ZM211 123H209V124H207V125H209V127H211ZM214 123V122H213ZM212 123V125H214ZM251 123V122H250ZM249 123V124H250ZM248 124V123H247ZM204 124H203V126H205ZM182 126V125H181ZM184 126V127H183ZM182 127H183V129L185 128V124L183 125ZM242 126V127H241ZM181 127V128H182ZM206 127H208V126H206ZM254 127V126H253ZM262 127V126H261ZM264 127V126H263ZM263 127H262V129L261 128H259L258 127V129H256V130H259L260 129V131H263ZM10 129H11V127H9ZM204 128V127H203ZM249 128V127H248ZM250 128H252V127H250ZM257 128V127H256ZM3 129V128H2ZM186 129V128H185ZM194 130H195V128H194ZM238 130V129H237ZM236 130V131H237ZM243 130H245V128L243 129ZM242 130V131H243ZM252 130V129H251ZM4 131H6V130H4ZM203 131H204V129H203ZM205 131H207V128L205 129ZM239 131V130H238ZM242 131H240L239 133H241L242 134ZM246 131V130H245ZM1 132V131H0ZM3 132V131H2ZM105 132L107 133V131H106V128H105ZM170 132H172V130L170 131ZM178 132H182V131H178ZM186 132V131H185ZM102 133H103V130L101 131V137H102ZM168 133V132H167ZM175 133V132H174ZM238 133V134H239ZM243 133H244V131H243ZM257 133H260V134H262L263 132H259V131H256V133L255 134H257ZM104 134V133H103ZM165 134H166V132H165ZM173 134V133H172ZM220 134L221 135H224L225 137H228L229 136V139L231 140H229L230 142H228V139L226 140V139H224V136H223V138H221V136H220ZM233 134V135H232ZM240 134V135H241ZM250 134V133H249ZM248 134V135H249ZM253 133H251V135H252ZM255 134H254V136H255ZM260 134L258 135L259 137H262V136H260ZM91 135H93L92 137H91ZM95 135V136H94ZM169 135V134H168ZM167 134L166 135H164V136H166V138L167 137H169ZM89 136H90V138L92 139L91 141L89 140L90 138H89ZM100 136H99V138H100ZM164 136H162V137H164ZM215 137V138H212V137ZM220 136V137H219ZM245 136V135H244ZM247 136V135H246ZM257 136V135H256ZM169 138V139H171L172 140V138ZM219 137V138H218ZM249 137H250V135H249ZM248 137V138H249ZM252 137V136H251ZM250 137V139H251V141H252V138ZM174 138H177L176 139V141H175V139ZM247 138V142H249L250 140ZM256 138V137H255ZM258 138V137H257ZM263 138V137H262ZM222 139H224V140H226V144H228L229 146H230V148L231 147H235L234 149L233 148H231L232 150H233V152L235 151V153L234 154H237V155H235L233 158L236 160H234V161H232V162H230V159L231 158H229V156L228 155H230V157H232L231 156V154H233V152H231L230 153V151H232L231 149H229V146H227V145H225V142H223L222 141ZM259 139V138H258ZM257 139V140H258ZM168 140V139H167ZM202 140V141H201ZM205 140V141H204ZM246 140V139H245ZM249 140V141H248ZM254 140V139H253ZM256 140V141H257ZM259 140H261V138L259 139ZM263 140V139H262ZM261 140V141H262ZM87 141V142H86ZM169 141V140H168ZM223 143H222V142ZM233 141V142H234ZM169 142H172V141H169ZM236 142V141H235ZM246 142V145L248 146V145H252V142H250V144H248ZM259 141H257V143H258ZM264 142V141H263ZM173 143V142H172ZM224 145V147L226 148V150H225V148L223 147V145ZM262 143V142H261ZM260 142L258 143V144H254L253 146H255V148L259 145V144H261ZM97 144V143H96ZM86 145V146H87ZM245 145V144H244ZM227 146V147H226ZM253 146H251V147H253ZM262 146H264V143L262 144ZM262 146H259V147H262ZM88 147V146H87ZM221 148H223V149H221ZM255 148L253 147V148H250L249 147V149L252 151H254L255 150ZM264 148V147H263ZM238 149V151H236ZM247 149V148H246ZM257 149H258V147H257ZM159 150H161V151H159ZM225 150V151H227V153L225 152V153H223V151ZM229 150V151H228ZM264 149H262V151H263ZM155 151V152H154ZM177 151H176V153H177ZM250 151V152H251ZM261 151V152H262ZM148 152H150V151H148ZM219 152H221V153H219ZM249 152V154H252V153H250ZM261 152L260 153H258V155H257V157L258 156H261L260 154H261ZM154 153H155V155H154ZM238 153H242V154H240V155H238ZM263 154L262 155H264V152H262ZM179 154V153H178ZM180 154H179V156H180ZM218 154H221L222 156L220 157H217V155ZM225 154H227V155H225ZM233 154V155H234ZM256 154V152L254 151V155ZM148 155L150 156L151 154H149L148 153ZM177 155V154H176ZM224 155V156H223ZM178 156V155H177ZM178 156V157H179ZM237 156H238V158H237ZM251 156H253V154L251 155ZM226 160V162L223 160V158ZM226 157V158H225ZM245 157V156H244ZM243 157V158H244ZM254 157V156H253ZM179 158V159H180ZM247 158V159H248ZM178 159V158H177ZM178 159V160H179ZM258 159H260V158H258ZM220 160H221V162H220ZM223 160V161H222ZM238 160H240L238 163H237V165L235 164L234 166H232L233 164L232 163H235V162H237ZM255 160V159H254ZM224 164H223V163ZM228 162H229V164L231 163L232 165H227L228 164ZM258 162H260L259 164L258 163H256L257 165H260L261 167H263L264 166V162L263 163H261V160H259ZM225 163H226V165H225ZM143 164H141V165H143ZM156 164V165H155ZM252 164V165H251ZM12 165V164H11ZM11 165H9V166H11ZM139 165V164H138ZM137 165V166H138ZM150 165V166H151ZM263 165V166H262ZM161 167H160V169H161ZM219 167H223V168H219ZM20 168V167H19ZM152 168V167H151ZM151 168H149V169H151ZM153 168V169H154ZM159 168V167H158ZM159 169V170H160ZM170 169V170H171ZM175 169V170H174ZM187 169H188V171H187ZM219 169V170H218ZM259 169V168H258ZM262 169V168H261ZM171 170V171H172ZM222 170H224V171H222ZM264 170V168L262 169V172H264L263 171ZM8 171V170H7ZM162 171V173H163V175L162 176H166L165 174H164V172ZM170 171V172H171ZM176 171V172H177ZM199 171V172H198ZM210 171V172H209ZM212 171V172H213ZM261 171V170H260ZM10 172V171H9ZM146 172V171H145ZM208 172H209V174H208ZM213 172V175L215 174ZM147 173V172H146ZM162 173H160V174H162ZM183 173V174H184ZM187 173H185V175H186V177L188 178L189 177V175H187ZM234 173V174H233ZM149 174V173H148ZM172 174V173H171ZM177 174V173H176ZM179 175H180V173H178ZM146 175V174H145ZM170 174H168L167 176H169ZM185 175H182V176H184V178H185ZM212 175V176H213ZM233 175V176H232ZM262 175V174H261ZM143 176V175H142ZM161 176V175H160ZM173 176V175H172ZM190 176V177H191ZM217 176V175H216ZM216 176L214 175V178H216ZM146 177V176H145ZM178 177V176H177ZM176 177V178H177ZM181 176H179V178H180ZM194 177H196V175L194 176ZM193 177V178H194ZM218 177V176H217ZM234 177H236V176H234ZM264 177V176H263ZM5 178V177H4ZM150 178V177H149ZM148 178V179H149ZM161 178V177H160ZM165 178V177H164ZM170 178V177H169ZM173 178V177H172ZM174 178H175V176H174ZM182 178V177H181ZM193 178H191V179H193ZM199 178V177H198ZM212 179V181L211 182H213V183H215L214 185H216V187L215 188H220V187H224V184L225 183H223L222 185H220V187H217L218 185H219V183L217 184V182H218V180L220 179V177H219V179L216 181L215 179ZM225 178H223L224 180H225ZM142 179H145V178H142ZM171 179V178H170ZM191 179H189L190 181H192ZM195 179V178H194ZM193 179V180H194ZM200 178H199V180H201ZM217 179V178H216ZM262 179V178H261ZM150 180H151V178H150ZM166 180V179H165ZM168 180V179H167ZM178 180V179H177ZM188 180V179H187ZM188 180V181H189ZM210 180V179H209ZM214 180H215V182H214ZM5 181V180H4ZM4 181H2V182H4ZM145 181V180H144ZM159 181V180H158ZM160 183H162V180L160 179ZM179 181L181 182V183H183V181L185 182V180H183V178H182V181H181V179H179ZM188 181H186L185 183L187 184V183H189ZM198 181V180H197ZM221 181H222V178H221ZM237 181V180H236ZM1 182V181H0ZM1 182V183H2ZM147 182V181H146ZM152 182V181H151ZM166 182H168V181H166ZM178 182V181H177ZM200 181H198V183H199ZM211 182H209L210 184H209V186H213V184L211 183ZM225 182V181H224ZM7 183V182H6ZM169 183V182H168ZM171 183H173V182H171ZM191 183H193V182H191ZM195 183V182H194ZM193 183V184H194ZM201 183V182H200ZM204 183V182H203ZM206 183H208V182H206ZM228 183H229V181H228ZM243 183V182H242ZM260 183V184H259ZM3 184V183H2ZM148 184H150V183H148ZM174 184V183H173ZM177 184V183H176ZM180 184V183H179ZM178 184V185H179ZM184 184V183H183ZM183 184H182V186H183ZM186 184H184V185H186ZM205 184V183H204ZM212 184V185H211ZM226 184H227V182H226ZM236 184V183H235ZM238 184V183H237ZM240 184V183H239ZM245 184V183H244ZM168 185V184H167ZM167 185H166V187H167ZM175 185V184H174ZM198 185H200L201 187H200V189H198L197 188V190L195 189V187L193 188V187H191V188H188V189H191L192 191L195 189L196 190V192L197 191H199V192H201L202 191V186H204V187H206V185H208V184H206V185H203V184H198ZM228 185V184H227ZM248 185H246L247 187H248ZM1 186V185H0ZM40 186V185H39ZM169 186V185H168ZM173 186V185H172ZM176 186V185H175ZM196 186H197V184H196ZM208 186V187H209ZM179 187V186H178ZM207 187V188H208ZM227 187H230V185H228ZM246 187V188H247ZM253 187V186H252ZM251 187V191H254V190H252L253 188ZM22 188V187H21ZM172 188H174V187H172ZM177 188V187H176ZM211 188V190H212V187H210ZM210 188H208L209 189V191H208V193L210 192ZM2 189V188H1ZM4 189H5V187H4ZM13 189V185L10 183V185H8V186H6V190H12ZM169 189V188H168ZM185 189H186V191H185ZM205 189V188H204ZM203 189V190H204ZM214 189V188H213ZM250 189V188H249ZM255 189H257V188H255ZM18 190V189H17ZM165 190V189H164ZM166 190H167V188H166ZM173 190V189H172ZM176 190V189H175ZM180 190V189H179ZM194 190V191H195ZM205 190H207V189H205ZM262 190H264V188H262ZM262 190L260 191L261 193H262ZM14 191V190H13ZM181 191H183V188H182V190ZM184 191H185V193L184 194H182V196L180 197L179 195H180V192H179V194H174L173 193V191H171V188H170V190H167L165 193H164V191H160L162 194H160V196L159 197H163V200H161V199H159L160 201H161V204L162 203H165V202H167L168 200H173V199H175V200H177L178 198L177 197H179V201H180V205L181 206H179V202L177 201L176 203V206L178 207L179 206V208H178V210L179 211H177V209H176V212L177 213H179V215H182V214H180L181 213V211H183V215H190V213H191V211H193V210H191V208H192V206L194 205L193 203V205L192 206H190L189 204H188V202L187 201H189V198L192 196V195H194L195 196V194H192L191 195V191H187V188H184ZM15 192V191H14ZM175 192V191H174ZM199 192H197V194H198V196H199V198L200 197H202L203 195V197H205V199L207 198V200H209V198H210V196H212L213 194H212V192H213V190H212V192H210V195H207L206 193L205 194H202V195H200L199 194ZM206 192V191H205ZM249 192V191H248ZM173 193V194H172ZM195 193V192H194ZM203 193H204V191H203ZM258 193V192H257ZM256 193V194H257ZM212 194V195H211ZM251 194V193H250ZM259 194V193H258ZM178 195V196H177ZM187 195H191V196H189V198L188 199H186L187 197ZM215 195V194H214ZM212 196V197H214L213 198V200L215 201V196ZM253 195V194H252ZM261 195H263V194H261ZM197 196V195H196ZM195 196V197H196ZM198 196H197V200H198ZM207 196V197H206ZM41 197V196H40ZM193 197V196H192ZM191 197V198H192ZM211 197V198H212ZM253 197V196H252ZM255 197V196H254ZM261 197V196H260ZM190 198V199H191ZM210 198V200H212ZM256 198V197H255ZM38 199V196L35 194V193H33V191L31 192L30 190H29V192L27 191V192H25V193H23V194H7V192L5 193V195H1L0 194V264H13V263H15L14 262V255H13V253H12V251L11 250H13V249H15V248H17L18 246H20L21 244H22V240H24V242H26V247H32V246H36V245H33V242L35 241V240H33V238L32 239H30V238H28V235H27V237H24V234L28 231V230H30L29 228H36V227H38L39 226V228L41 227V225L43 226L45 223L44 222H46V220H49L48 218L46 219V217H48V215H49V213L47 212L46 214V217L45 216H43L44 217V222H39V225L37 224V221H35V222H29L28 224H24L23 222H21V221H19L20 220V217L21 216H25V215H29V217L30 218H33L34 216H36V218H38V216H37V214H39V211H40V209H38L37 210V207H35L34 205H35V201ZM195 199V198H194ZM200 199H202V198H200ZM261 199V198H260ZM175 200H173L172 202L174 203V201ZM197 200L195 201V202H197ZM209 200V201H210ZM212 200V202H214ZM263 200V199H262ZM259 202V201H258ZM160 203V202H159ZM198 203H200V202H198ZM208 203V202H207ZM155 204H156V202H155ZM160 204V205H161ZM215 204V203H214ZM213 204V205H214ZM261 204H263V203H261ZM46 205V204H45ZM163 205V204H162ZM198 205H200V204H198ZM208 205V204H207ZM211 204H209V206H210ZM156 206V205H155ZM154 206V207H155ZM158 206V205H157ZM202 206H203V204H202ZM204 206H205V204H204ZM262 206V205H261ZM263 206H264V204H263ZM39 207V206H38ZM205 207H207V206H205ZM205 207H204V209H205ZM163 208V207H162ZM161 208V209H162ZM201 207H199V209H200ZM210 208V207H209ZM160 209V208H159ZM195 209H197V208H195ZM202 209V208H201ZM200 209V210H201ZM207 209V208H206ZM212 209V208H211ZM143 210V209H142ZM155 210V209H154ZM181 210V211H180ZM235 210V209H234ZM48 211H50V210H48ZM197 211H199V210H197ZM212 211V210H211ZM36 212V213H35ZM38 212V213H37ZM156 212V211H155ZM202 212H203V210H202ZM204 212H205V210H204ZM203 212V213H204ZM224 211H222L221 213H223ZM226 212H228L227 210H226ZM231 212V211H230ZM235 212V211H234ZM43 213H44V211H43ZM42 213V214H43ZM137 213V212H136ZM141 213V212H140ZM144 213V212H143ZM198 213H200V212H198ZM197 213V215H200V214H198ZM40 214H41V212H40ZM39 214V215H40ZM216 214V213H215ZM224 215H225V213H223ZM238 214V213H237ZM236 214V215H237ZM31 215V216H30ZM53 215H56V214H53ZM131 215V214H130ZM140 215V214H139ZM144 215H147V213L146 214H144ZM148 215H150V214H148ZM183 215H182V217H183ZM187 215V216H188ZM193 215L195 216L196 214H194L193 213ZM193 215H192V213H191V216L189 217V218H185V217H183L184 219H185V221H186V224L188 223V225L187 226H189L190 224V221H189V219L191 218V217H193ZM203 215V214H202ZM222 215V214H221ZM229 215V214H228ZM236 215H234V216H236ZM133 216V215H132ZM143 216V215H142ZM186 216V217H187ZM227 216V215H226ZM52 217H54V216H51V218ZM57 217V216H56ZM139 218H140V216H138ZM180 217V216H179ZM229 217H231V216H229ZM228 217V218H229ZM239 217V216H238ZM232 218H234V217H232ZM231 218V219H232ZM46 219V220H45ZM54 219L56 220V218L54 217ZM58 219V218H57ZM179 219H181V218H179ZM186 219H188V220H186ZM236 219H238V218H236ZM38 220H40V218L38 219ZM51 220V219H50ZM34 221V220H33ZM41 221V220H40ZM183 221V219H181V221L180 222H182ZM187 221H189V222H187ZM51 222H52V220H51ZM57 222V221H56ZM177 222H178V220H177ZM239 222H241V221H239ZM35 223V224H34ZM44 223V224H43ZM232 223V222H231ZM52 224V223H51ZM53 224H56L55 222H53ZM59 224H61V223H59ZM59 224H58V226H59ZM233 224H234V221H233ZM241 224V223H240ZM46 226H47V224H45ZM49 225H50V221H48V226L46 227V229L48 228V230L49 231H46L45 233H50L51 232V228L52 229H59V228H54V226L56 227L57 225H50V226H52L51 228L49 227ZM234 226V225H233ZM244 226V225H243ZM242 225L241 226H239L240 228L241 227H243ZM191 227V226H190ZM190 227H188V228H190ZM235 227H237V225L235 226ZM39 228H38V230H39ZM44 228H45V226H44ZM64 228V227H63ZM188 228H186V229H188ZM42 229H43V227H42ZM41 229V230H42ZM46 229H44V231L46 230ZM243 229V228H242ZM40 230V231H41ZM60 230V229H59ZM36 231V230H35ZM56 231V230H55ZM43 232V231H42ZM40 233V232H39ZM44 233V232H43ZM43 233H42V235H43ZM37 234V233H36ZM188 234V235H187ZM186 234V236H189V234L190 233H187ZM39 235V234H38ZM41 235V234H40ZM41 235V236H42ZM36 236V235H35ZM40 236V237H41ZM180 236H182V235H180ZM186 236H184L183 238L185 239V242L186 241H188L189 242V240L191 241L190 243H191V245H192V239H191V235L188 237V239L189 240H186L187 238H185ZM33 237V236H32ZM62 237V236H61ZM61 237H59L60 239H61ZM177 237H179V236H177ZM35 238H37V236L35 237ZM39 238V237H38ZM44 238V237H43ZM47 238V237H46ZM45 238V239H46ZM57 238V237H56ZM53 239L52 238V240H50L51 241V243L49 242V240H47L49 243L48 244H51L52 245V241L54 240H57V239ZM161 238H163V237H161ZM165 238V237H164ZM40 239H42V237L40 238ZM49 239V238H48ZM177 238H175V240H176ZM181 240H182V242H183V240L184 239H182V238H180ZM194 239H195V237H194ZM37 241H38V239H36ZM62 240V239H61ZM64 240V239H63ZM179 240V239H178ZM178 240H176V241H178ZM37 241H35V242H37ZM47 241H45V246H42V248L41 249H43V247H45V248H47V246H48V244L46 245V243H47ZM156 241V240H155ZM157 241H159V239L157 240ZM34 242V243H35ZM69 242V241H68ZM163 242V241H162ZM187 242V243H188ZM197 242V244H199V243H201L200 242V240H197L196 241ZM196 242H195V245H196ZM40 244L41 243H43L44 244V242H39ZM61 243V242H60ZM164 243V242H163ZM166 243V242H165ZM169 243V242H168ZM170 243H172V242H170ZM174 244H177V243H175V241L173 242ZM179 243V242H178ZM187 243H185V244H187ZM194 243V242H193ZM37 244H38V242H37ZM42 244V245H43ZM59 244V243H58ZM57 244V245H58ZM62 244V243H61ZM167 244V243H166ZM184 243H183V245H180V247H181V249H182V246H184L185 245ZM51 245L50 246H48V247H51ZM56 245V247H54V244H53V247L56 249V248H59L60 247V249L62 248V246L61 245H59V246H57ZM65 245H67V244H65ZM178 245V244H177ZM200 245V244H199ZM201 245H203V243H201ZM37 246H40V245H37ZM171 246H173V244L171 245ZM179 246V245H178ZM185 246H188V245H185ZM53 247H51V248H53ZM64 247V246H63ZM189 247H190V245H189ZM188 247V248H189ZM34 249H35V247H33ZM36 248H38V247H36ZM65 248V247H64ZM68 247H66V249H67ZM164 248H166V247H164ZM169 248H170V246H169ZM169 248H166L167 250L169 249ZM174 248V247H173ZM186 248L187 247H185V249H182V250H184V252H185V250H186ZM205 248V247H204ZM18 249V248H17ZM50 249V248H49ZM48 249V250H49ZM172 249V248H171ZM196 249V248H195ZM197 249L199 250L200 248H199V246L197 247ZM47 250V249H46ZM174 250V249H173ZM172 250V251H173ZM179 250H180V248H179ZM188 250V249H187ZM186 250V251H187ZM40 251V250H39ZM51 251V250H50ZM49 251V252H50ZM171 251V250H170ZM171 251V252H172ZM193 251V249L190 251V252H192ZM199 251H201V250H199ZM15 252V251H14ZM23 252V251H22ZM29 252V251H28ZM30 252H32V254L35 252H33V249L31 248V251ZM179 252V251H178ZM181 252H183V251H181ZM180 252V253H181ZM16 253V252H15ZM14 253V254H15ZM38 253V252H37ZM175 253H177L176 252V250H175ZM187 253H189L188 251H187ZM203 253V252H202ZM227 252H225V254H226ZM264 253V252H263ZM31 254V253H30ZM31 254V255H32ZM36 254V252L34 253V255ZM179 253H177V255H178ZM186 254V253H185ZM193 254V253H192ZM191 253H189V255H190V257H191V255H192ZM30 255V258L32 259H34L35 260V257H32ZM44 255V254H43ZM47 255V254H46ZM173 255H175L174 254V252H173ZM183 256L184 254H180V256ZM194 255V254H193ZM263 255V254H262ZM45 256V255H44ZM57 256H59V255H57ZM180 256H179V258H180ZM181 256V258L183 259V257ZM225 257H222L221 259H223V258H228L229 256H231V255H229V256H226V255H224ZM40 257V256H39ZM38 257V258H39ZM189 257V256H188ZM189 257V258H190ZM26 258V257H25ZM38 258H36L37 260H38ZM51 258V257H50ZM59 258H60V256H59ZM192 258V257H191ZM232 258V257H231ZM231 258H228V259H230L228 262H230L229 264H233V261H231L232 259ZM237 258V257H236ZM261 259H263L264 258V255H263V258L262 257H260ZM23 259V258H22ZM32 259V260H33ZM40 259V258H39ZM49 259V258H48ZM47 259V260H48ZM54 259L56 260V258H55V256L53 257L52 256V260L54 261ZM178 259V258H177ZM177 259H176V262H178L177 261ZM181 259V260H182ZM188 259V258H187ZM186 259V260H187ZM228 259H226L225 261H227ZM44 260H46V258L44 259ZM57 260H58V258H57ZM62 259H59L58 261H55V264H57L56 262H59V261H61ZM181 260H179V264H180V261ZM42 262H43V260H41ZM41 261L39 260V262L41 263ZM49 261H51V259L49 260ZM49 261H47V263L49 262ZM51 262L52 264L54 263V262ZM223 262L222 261V263H224V264H226V262ZM236 261V260H235ZM235 261H234V263H235ZM244 261V260H243ZM242 261V262H243ZM29 262H30V259H29ZM187 262V261H186ZM189 262H191V264H193L194 263V261H193V263H192V260L190 259V261ZM188 262V263H189ZM227 262V263H228ZM21 263H23V262H21ZM27 263V262H26ZM34 263H35V261H34ZM38 263V262H37ZM51 263H49V264H51ZM244 264H245V262H243ZM246 263H248V262H246ZM17 264V263H16ZM236 264H242L241 263V261H238V262H236ZM263 264V263H262Z\"/></svg>","mask_w":264,"mask_h":264}]
</instances>
